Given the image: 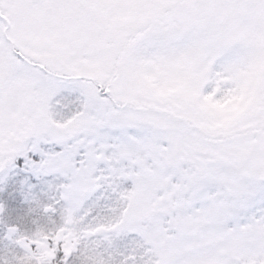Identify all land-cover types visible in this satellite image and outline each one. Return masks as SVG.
Wrapping results in <instances>:
<instances>
[{
    "label": "snow or ice",
    "instance_id": "6c2138e0",
    "mask_svg": "<svg viewBox=\"0 0 264 264\" xmlns=\"http://www.w3.org/2000/svg\"><path fill=\"white\" fill-rule=\"evenodd\" d=\"M0 264H264V0H0Z\"/></svg>",
    "mask_w": 264,
    "mask_h": 264
}]
</instances>
